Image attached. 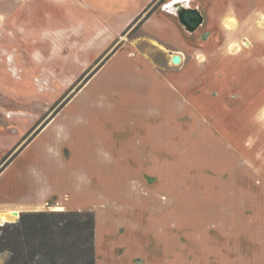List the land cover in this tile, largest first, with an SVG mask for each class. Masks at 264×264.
Instances as JSON below:
<instances>
[{
    "label": "rangeland",
    "instance_id": "374dc122",
    "mask_svg": "<svg viewBox=\"0 0 264 264\" xmlns=\"http://www.w3.org/2000/svg\"><path fill=\"white\" fill-rule=\"evenodd\" d=\"M83 1L87 5L84 12L108 24L125 20L147 2ZM175 1L158 0L155 7L168 12L167 6ZM200 1L205 22L198 39L191 35L189 41L181 39L173 45L171 38L147 33L138 21L116 38L105 35L95 39L96 47L105 48L71 86L36 87L15 81L14 92L22 98L0 103V126L13 124L15 138L29 123L22 117L14 118L17 112L28 111L19 115L31 117L32 125L24 132L25 138L14 142L15 154L63 108L50 129L31 143L20 160L14 159L9 165L0 178V192L8 180L13 189L7 192L12 197L43 190L45 198L48 187L52 191L53 187L78 185L74 171L86 169L95 182L93 187L99 188L93 197L82 203L73 193L71 206L67 204L68 191L64 198L60 195L63 202L57 206L53 204L58 197L50 194L45 198L50 200L45 208L25 211H93L96 264H264V0ZM61 3L62 10L68 11ZM77 19L75 16L72 20ZM30 28L32 31L37 25ZM73 30L78 33L76 27ZM20 31L24 32V27ZM12 33L0 25V61L7 60L19 78L28 71L21 45L18 47L10 39ZM100 33L97 28L95 34ZM64 41L66 49L78 43L76 39H72L73 44L68 39ZM125 42L129 47L79 91L84 81ZM23 46L28 49V44ZM130 48L153 65L157 75L147 68V62L132 56ZM175 55L181 56L180 62L173 60ZM65 75L63 79L69 83L73 74ZM150 78H156L155 88H149ZM2 90L5 89L0 87V93ZM40 91L39 96L44 97L38 99L36 93ZM103 104L106 108L115 106L108 112L111 116ZM116 107L122 111H116ZM132 110H141L153 118L135 117ZM117 112L122 116L117 117ZM35 113L39 116L33 122ZM8 115L11 118L5 119ZM131 118L139 122L140 128H156L159 144H165L159 146L162 150L157 151L155 169L147 168L158 173L156 179L155 174L147 173L146 177L127 176L114 185L97 183L106 178L90 163L95 154L91 147L97 139L114 140L130 150L136 136L146 138L148 130L131 125ZM70 123L78 127H72L65 150L67 165L62 167L56 155L48 154L45 144L56 140L59 130ZM11 139L7 137L8 144ZM131 151L135 153V147L126 152L130 157ZM114 170L117 168H111V172ZM119 190L128 200L118 196ZM20 216L10 215L0 225L15 222ZM55 218L61 223L68 220ZM81 240L75 227L59 231L54 244L55 263L84 264L87 242ZM7 257L6 252H0V264Z\"/></svg>",
    "mask_w": 264,
    "mask_h": 264
},
{
    "label": "crops",
    "instance_id": "0c3cea01",
    "mask_svg": "<svg viewBox=\"0 0 264 264\" xmlns=\"http://www.w3.org/2000/svg\"><path fill=\"white\" fill-rule=\"evenodd\" d=\"M61 1L64 2L63 4L66 6L65 8L69 9L68 11L62 10L64 7ZM157 1L158 0H147L145 4L139 6L136 11L130 14L125 20L108 24L102 23L101 20H99L91 12H84L83 9H85L87 5L83 0H0V25H5L8 31L11 30L13 32V37H10V39L15 40V43L18 47L19 45H21L20 47L22 49L25 70L28 71V75L24 74V76L19 78L15 77L14 72L12 73L11 69L8 67L7 60L3 59L2 61L4 62L0 61V87L5 89L0 93V103H7L19 98V95H16L14 92L15 81L23 84L28 83L29 85L30 83H32L36 87H47L55 85L61 86L62 84L64 86L66 84V86H71V84L75 83L78 78L87 70V68L90 67V65L95 61L97 54L99 52L101 53L105 48H102L100 46L96 47V44L94 42L95 39L100 37L102 38L105 35H113L114 38L121 35V33L125 31L126 28L131 26L132 22L138 16L141 15V17H144L147 12L157 3ZM193 1L196 2L195 0H191V2ZM176 2H179V0H176L174 5H172L171 7L169 5L167 6L168 12L170 13L164 11L162 8L157 7L153 12L149 14V16H145L141 23L142 27L147 33H149L150 35H155L158 33L159 35L166 36V38L168 39L171 38V40L173 41V43L171 44L173 45H177L175 43H177V41H180L181 39H183L184 42H186L187 39L189 41L191 35H193L194 38L198 39L201 33L199 30H202V26L205 22V15L202 10V1L198 0V2L196 3L193 2L196 5L193 8H197L201 12L202 22L195 29L190 28L191 31H189L182 22V19L172 14L175 13L177 6ZM188 2L189 0L182 2L183 6H188ZM57 6H60V8H55ZM190 9H192V7ZM88 13L91 16H88ZM75 16L79 17V19H77V22L76 20H72ZM46 17H49V20H47ZM71 22H73L74 24H72ZM34 25H37V28H33L32 31L28 30V28ZM23 27L25 31L21 32L20 30L21 28L23 29ZM75 27L78 30V33L73 30L75 29ZM96 27L101 31L100 34H95V30H97ZM64 39H68L72 44V39H76L78 40V43L72 45V48L69 47L68 50L66 49L67 47L65 45ZM32 40H35L36 43L32 42ZM23 43L24 45L25 43L28 44V49L23 48ZM8 45L9 47L6 49L7 52L10 51L11 43L9 42ZM129 45L130 44L128 42H125L124 45L115 49L114 52L108 58H106L101 66L92 74V76H90V78L86 80L79 91L96 73L104 70V67L107 65V63L109 64L113 60V58L115 59V57L121 51L128 48ZM131 49L132 48L129 49V53L132 56L139 57L144 62H147L143 58V56L138 53V51H136L135 54ZM65 54L68 55V57H66ZM66 62H68V65ZM147 68L153 70V73L155 71V74L157 75L156 69L149 62H147ZM67 73H71V75L73 74V76H71L72 78H70L71 81L69 83H66V81L63 79V77H66L65 74ZM150 80H148V85L150 86L149 88H155L153 85H155L154 83H157L156 78H150ZM162 80L165 82L164 79ZM160 85L162 87L165 86L161 83ZM39 94H41V91L38 94L36 93L38 99L40 97H44L41 95L39 96ZM42 94L46 93L42 92ZM21 98L22 97H20L19 99ZM25 99L27 100V98ZM158 101L159 100H157V102ZM102 108L106 110L105 112L108 115V112L114 110L115 106L106 108L103 104ZM62 109L63 108H61L55 116L51 117V119L42 128H40L36 135L31 140L27 141L16 154L14 151L16 144L14 145V142H16L17 139L18 142L23 139V137L26 135L24 132L27 133L32 125L31 117L26 115H19V113L26 114L28 113V111H18L17 116L14 117L17 119L22 117L29 122L28 125L25 126V129L22 130L18 134V136H16V138L12 136L13 131H11V126L13 124L10 127L0 126V178L5 175L9 165L14 161V159L20 160L23 155H25L30 149L31 143L33 145L41 135H43L50 129V127L52 126L51 123L54 121L56 116H58L59 112ZM119 110L120 112L122 111L121 108L116 107V111ZM131 112L134 113L135 117L140 116L146 119L153 118V116L151 115H144L141 110H137V112L132 110ZM37 113L34 114L35 117H33L32 119L33 122L38 120L39 113ZM117 113V117L122 116L121 113ZM4 118L9 119L11 118V116L8 115V117ZM81 119L83 120L85 118L81 116ZM143 120L142 124L145 127L146 123ZM130 121H133L130 123L131 125H133L134 127H139V122L135 123V120H133V118H131ZM75 123H70L69 125L64 126V128L59 130L56 140H53V142L48 140L45 144L48 154L56 155L60 162L59 165L62 167H65L67 165L65 154L66 144L68 143V139L71 136L72 127H78V125ZM21 125L22 127H24V123ZM151 128V130L149 128H140L147 129L148 132L146 133V138H142L141 140L139 139V136H136L137 141H135L130 146V150H132V147H135L136 149L135 153L131 151L133 152V154H130L131 157L126 154V152L130 150L126 149L124 146L121 147L120 145H117L116 141L112 140V142H107L104 140V142H101L100 139H97L96 144L91 147L92 152L95 154L92 155L90 163L96 166V168L99 170V173L106 176V178L102 179L101 182L97 180V183H101L102 185H114L117 180L124 181L125 178L132 177L133 175L139 176L140 174L146 177L147 173L151 175L155 174L156 179L158 173L148 169H150L149 166H151L152 169H155L154 163L155 161L158 162L157 151H161L162 149L160 150L159 146L165 144H159V140L157 138L158 130L154 127ZM168 134L171 136V132L166 133L167 136H169ZM7 137L12 138L9 144L7 141ZM90 144L91 143H89L87 146H89ZM166 145L168 146V143ZM113 167H116L117 170L112 171V173L111 168ZM73 171L74 169L72 170V172ZM74 173L78 175L76 178V180L78 181V185L75 184V186H72L71 188L69 187V185L62 188L57 187L58 189H60L59 192H57L58 189L56 187L51 188L52 191H50V187H48L47 190L49 191L46 192L45 198H47L50 194L56 195L58 197V200H56V203L53 205L59 206L61 205L60 203L63 202L60 198V195L64 198L66 194H68L66 192L70 191V202L68 201L67 204L71 203L72 206V203L74 202L72 199L73 193L75 196H78V198L82 200V203H84V201H87L90 197H93V193L96 192V190L99 188H96L95 186L93 187V184L95 182L92 181L90 175L88 174V171L86 169H83L74 171ZM28 174L30 177V168ZM102 185L101 187H104ZM3 186L4 189L2 190V192H0V212H7L16 209L20 212H23L25 210L40 209L45 208V205L50 203L49 198L45 199L43 197V190L38 193H34L33 195L31 194V192H27L12 197L13 194L7 192L13 189V187L10 186L8 180ZM117 192L118 196L121 194L122 197H125L123 198V200H128L126 194H123V191L119 190ZM32 202L36 203L33 207L28 206L17 208L15 206L19 204H30Z\"/></svg>",
    "mask_w": 264,
    "mask_h": 264
},
{
    "label": "trees",
    "instance_id": "16d2710c",
    "mask_svg": "<svg viewBox=\"0 0 264 264\" xmlns=\"http://www.w3.org/2000/svg\"><path fill=\"white\" fill-rule=\"evenodd\" d=\"M155 6L145 16H149L157 8ZM145 16H138L132 24L141 23ZM55 217H68V220L61 223ZM73 227L78 230L81 242H87L84 264H96L93 254L96 221L91 210L23 211L19 220L0 225V252L8 256L3 264H56L53 256L57 233Z\"/></svg>",
    "mask_w": 264,
    "mask_h": 264
},
{
    "label": "flooded vegetation",
    "instance_id": "af4514ba",
    "mask_svg": "<svg viewBox=\"0 0 264 264\" xmlns=\"http://www.w3.org/2000/svg\"><path fill=\"white\" fill-rule=\"evenodd\" d=\"M186 0H182L179 2H176L177 6H176V10H175V13H172L174 15H176L177 17H182L181 19H183V23L185 25V27H187V29L189 31H191V29L189 28L190 26H192V20L191 18L193 17L190 13L191 12H188V10L192 7H195L196 5L195 4H192L193 2H191V0H189V5L188 6H183L182 2H184ZM191 10V9H190ZM189 25V26H188Z\"/></svg>",
    "mask_w": 264,
    "mask_h": 264
},
{
    "label": "water",
    "instance_id": "95a60500",
    "mask_svg": "<svg viewBox=\"0 0 264 264\" xmlns=\"http://www.w3.org/2000/svg\"><path fill=\"white\" fill-rule=\"evenodd\" d=\"M188 12H191L190 14L193 16L191 20L193 21V25L189 28L195 29L201 22H202V15L201 12L197 8H192L191 10L189 9ZM182 18V17H181ZM183 22V19H182ZM189 26V25H188ZM173 60L175 62H180L181 61V56L180 55H175ZM17 215H21L20 211L15 212Z\"/></svg>",
    "mask_w": 264,
    "mask_h": 264
},
{
    "label": "bare ground",
    "instance_id": "6f19581e",
    "mask_svg": "<svg viewBox=\"0 0 264 264\" xmlns=\"http://www.w3.org/2000/svg\"><path fill=\"white\" fill-rule=\"evenodd\" d=\"M16 211L18 210H12V211H7V212H0V221H6L10 215H16Z\"/></svg>",
    "mask_w": 264,
    "mask_h": 264
}]
</instances>
